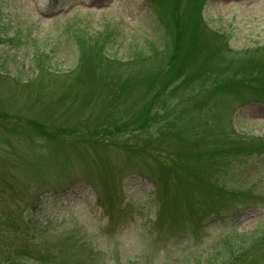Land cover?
<instances>
[{"label":"rangeland","instance_id":"obj_1","mask_svg":"<svg viewBox=\"0 0 264 264\" xmlns=\"http://www.w3.org/2000/svg\"><path fill=\"white\" fill-rule=\"evenodd\" d=\"M263 104L264 0H0V255L22 207L36 261L264 264V156L162 166L264 137Z\"/></svg>","mask_w":264,"mask_h":264},{"label":"trees","instance_id":"obj_2","mask_svg":"<svg viewBox=\"0 0 264 264\" xmlns=\"http://www.w3.org/2000/svg\"><path fill=\"white\" fill-rule=\"evenodd\" d=\"M223 81H224V83H222V84L218 83L212 87L213 88V90L211 91V93H213L212 95L218 96L219 94L225 92L226 91L225 89L228 86H230V87H232V86L237 87V86H241V85L244 86L243 85L244 82L246 84H248L247 79H244L243 76H241V77L232 76L231 78H228L227 81H225V80H223ZM168 83L172 85V82L170 80L168 81ZM231 83L236 84V85H232ZM176 85H179L180 87H178V89H175V87L173 88V96L178 92H182V91H180L181 89H179V88H182L184 86L193 85V82H192V80H189V79L183 80L182 82H179L176 80L174 83V86H176ZM190 99H191L190 96L185 97L183 99V101L190 100ZM202 101L204 102L203 98L201 100H197V103H195V105H194L195 110L200 111V107H201L200 104L202 103ZM254 103H258V102H254ZM169 106L170 105L167 106V104H164L163 107L165 108V111L169 108ZM164 115H166L168 117L167 114H164ZM146 116H150V113H147ZM145 125L146 124L144 123V126ZM191 127H192V132L195 133L196 135H198V133L203 130V124H200V123L195 124ZM228 135H226L225 138ZM197 138H199V137L196 136L195 139H197ZM227 138L230 140V142H232L233 149H234L233 153H230L229 150L224 151L222 148L220 149V148L214 146V148L216 149L215 150L216 152H215V154H213V156H205V157H201V158H197V159H193V158L191 159L190 156L188 155L189 152H187V150H192V149H187V147L191 148L189 146H192V143L190 142V139L186 140V138H185L183 141L180 142L181 144L179 145V147L183 148L180 151L182 154H180V155L179 154H177V155L169 154L168 155L169 157L166 158L167 159L166 162L162 163L163 169H166L168 171H170L172 169H182L181 171H183V173H186V171L183 169H188L190 172V170L192 168H194L195 165H198L201 162H203L202 163L203 165H206V167H208L209 165H215L216 163L220 164V165L227 163L231 156H233V159L239 160V162H242L243 160H250L252 158H259V157L264 156V137H259V138L255 137V138L251 139L252 141L247 142L246 139H244V137L243 138H239V137L234 138V135H232L230 133L229 137H227ZM227 138H226V140H228ZM216 139L219 142H223V140H224L223 138L219 139L218 137H216ZM203 141L206 142V139ZM246 143H251L252 145H248ZM173 145H174V142H173ZM238 146H240L241 148ZM186 157L188 158V160ZM231 163L232 162H230V164ZM169 165H171V166H169ZM189 172H187V173L189 174ZM187 177L192 178L190 176H187ZM206 181L208 184L211 183V185L217 186L215 183L212 182L213 180L211 181V179H209V180L206 179ZM244 190H246V189L240 190L237 188V191H234V193L231 195V197L232 196H239V195L244 196L245 194H244V192H242ZM238 200H241V198H238L235 201L237 202ZM23 211L24 210L22 207H18L16 215L13 216V213H12V218H13L12 221L8 219L11 222V228L16 230V234L18 235V238L16 239V243L18 245L16 247H12L9 245V247L6 248L7 251H4L3 253H1L0 264H19L22 260L24 261V263H28L29 261H35L38 264H49V263H51L50 257L52 255L43 256V257L39 258L40 260L36 261V259H38L39 256L33 251V249L36 247H32V245H31V244L35 243V235L32 233L33 230L31 229L32 220L31 219L27 220L26 215H24L22 213ZM1 226H2V228H0V230L3 229V227H5L3 223ZM8 241H9V239L5 238L3 240V243L7 246L8 245L7 243H9ZM31 250L33 252H31Z\"/></svg>","mask_w":264,"mask_h":264}]
</instances>
